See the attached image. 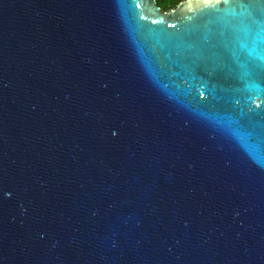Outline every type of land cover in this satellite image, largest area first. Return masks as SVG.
Wrapping results in <instances>:
<instances>
[{
  "label": "water",
  "instance_id": "obj_1",
  "mask_svg": "<svg viewBox=\"0 0 264 264\" xmlns=\"http://www.w3.org/2000/svg\"><path fill=\"white\" fill-rule=\"evenodd\" d=\"M249 12L0 0V264H264Z\"/></svg>",
  "mask_w": 264,
  "mask_h": 264
},
{
  "label": "snow or ice",
  "instance_id": "obj_2",
  "mask_svg": "<svg viewBox=\"0 0 264 264\" xmlns=\"http://www.w3.org/2000/svg\"><path fill=\"white\" fill-rule=\"evenodd\" d=\"M228 0H225V3H227ZM242 7L250 8V5H242ZM250 17H252V13H248ZM252 24L255 25V31L250 30V35L252 38V43L254 45L253 49L251 51H255V45L258 44L261 40H264V26H261L260 21L256 20L254 17H252Z\"/></svg>",
  "mask_w": 264,
  "mask_h": 264
},
{
  "label": "trees",
  "instance_id": "obj_3",
  "mask_svg": "<svg viewBox=\"0 0 264 264\" xmlns=\"http://www.w3.org/2000/svg\"><path fill=\"white\" fill-rule=\"evenodd\" d=\"M183 1L185 0H156V5L160 7L161 12H167Z\"/></svg>",
  "mask_w": 264,
  "mask_h": 264
}]
</instances>
